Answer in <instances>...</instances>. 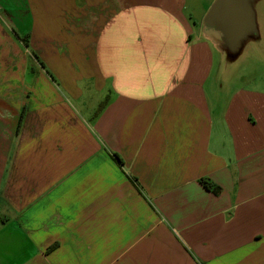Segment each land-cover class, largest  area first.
Here are the masks:
<instances>
[{"label": "crops", "instance_id": "1", "mask_svg": "<svg viewBox=\"0 0 264 264\" xmlns=\"http://www.w3.org/2000/svg\"><path fill=\"white\" fill-rule=\"evenodd\" d=\"M214 1L0 0V264H264V0Z\"/></svg>", "mask_w": 264, "mask_h": 264}, {"label": "water", "instance_id": "2", "mask_svg": "<svg viewBox=\"0 0 264 264\" xmlns=\"http://www.w3.org/2000/svg\"><path fill=\"white\" fill-rule=\"evenodd\" d=\"M253 1L215 0L207 13V22L222 32L225 42L233 49L253 33Z\"/></svg>", "mask_w": 264, "mask_h": 264}, {"label": "trees", "instance_id": "3", "mask_svg": "<svg viewBox=\"0 0 264 264\" xmlns=\"http://www.w3.org/2000/svg\"><path fill=\"white\" fill-rule=\"evenodd\" d=\"M117 161L119 164H121V161L118 159V157H116ZM200 183L207 189L211 190L214 194H218L220 192V188L216 185H214L213 183H211L210 181L206 180V179H201Z\"/></svg>", "mask_w": 264, "mask_h": 264}, {"label": "rangeland", "instance_id": "4", "mask_svg": "<svg viewBox=\"0 0 264 264\" xmlns=\"http://www.w3.org/2000/svg\"><path fill=\"white\" fill-rule=\"evenodd\" d=\"M193 2V5H194V15L195 14H199V13H201V5H200V3L198 2V0H192ZM207 1H209V0H207ZM243 52L241 51L240 52V54H239V56L242 54Z\"/></svg>", "mask_w": 264, "mask_h": 264}]
</instances>
